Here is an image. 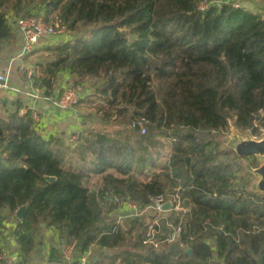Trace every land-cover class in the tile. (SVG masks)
<instances>
[{
    "label": "trees",
    "instance_id": "16d2710c",
    "mask_svg": "<svg viewBox=\"0 0 264 264\" xmlns=\"http://www.w3.org/2000/svg\"><path fill=\"white\" fill-rule=\"evenodd\" d=\"M204 1L212 3L202 12ZM216 1L223 0H0V51L17 36L8 13L22 8L72 32L85 27L47 48L34 85L50 97L59 72L72 77L69 86L100 79L103 101L69 146L38 134L23 102L8 110L0 100V237L6 217L24 206L23 255L55 228L75 251L96 246L92 264H264V192L248 188L237 159L252 161L251 169L258 162L212 139L230 127L264 134V19ZM74 161L91 167L76 170ZM92 176L101 187L83 183ZM176 190L185 213L169 221L181 223L184 248L166 242L170 229L157 236L158 248L143 244V219L115 226L110 217L109 191L144 206ZM106 202L112 210L102 215Z\"/></svg>",
    "mask_w": 264,
    "mask_h": 264
},
{
    "label": "built area",
    "instance_id": "2783aa9c",
    "mask_svg": "<svg viewBox=\"0 0 264 264\" xmlns=\"http://www.w3.org/2000/svg\"><path fill=\"white\" fill-rule=\"evenodd\" d=\"M211 3L212 2L209 3L206 1L201 2L197 8L199 11L204 12ZM233 5L234 7H238L236 4ZM12 18H14V26L20 40V45L17 54L11 57L8 61L5 71L0 73V90H11L14 94H18L21 90L10 86V72H12L10 70L15 67L13 65L14 61L16 59H24L26 56L31 55L35 48L43 44L46 45L51 41L58 40L60 44L66 43L74 37L75 33L70 31L65 24L57 19L50 23L45 22L43 16L31 7L22 8L16 14H12ZM15 69H17V73L25 75L26 78H30L34 75L31 70H26L21 66H16ZM76 88L77 87L75 86L65 87L61 94L56 98L55 102H53V105L62 111L73 110L80 101V94ZM21 94L28 95V93ZM28 109L30 108L27 107L20 111L21 114ZM31 118L35 124L36 132L41 135L42 130L38 125V115L32 112ZM135 124L139 126L138 130L140 133L145 134L144 127H142L140 123ZM77 139L78 135H71L68 138V143L75 144ZM108 198L115 208L114 212H112V215L115 218V226H119L126 218L148 220L146 222V239L143 241V244L158 248V246L164 241L159 240L157 236H161L164 229H170L171 234L170 237L166 239V242H178L180 248L185 247L183 243L178 241L179 235L182 232L181 223L179 222L174 226L169 221V217L172 213H185V209L181 207L180 197L177 190L167 195L152 197L149 203L144 206H139L127 195L116 194L112 191H109ZM165 204H169L170 209L164 210L163 206ZM218 230H222V228H218ZM74 251L75 242H69L63 245L61 254L64 261L69 263L72 260ZM16 259L17 257L15 255H11L6 251L0 252V264H16ZM77 264L92 263L90 262L88 254L84 253L79 258Z\"/></svg>",
    "mask_w": 264,
    "mask_h": 264
},
{
    "label": "crops",
    "instance_id": "0c3cea01",
    "mask_svg": "<svg viewBox=\"0 0 264 264\" xmlns=\"http://www.w3.org/2000/svg\"><path fill=\"white\" fill-rule=\"evenodd\" d=\"M8 14L12 17V13L9 12ZM53 43H56V45L60 44L58 40H54L46 45H40L35 48L31 55L24 59H16L14 61L13 65L15 67L21 66L34 73L32 77L26 78L25 75L17 73L15 67L10 70L12 71L10 72V86L18 88L23 93H28V95L21 94L20 97L19 95H15L11 90H0V100H9V105L5 102L7 106V108H5L8 110L13 109V106L10 104L13 100H20L24 103L25 107L23 109L29 107L31 112L38 115V125L42 130L41 135L44 139L59 137L62 138L67 145L73 146L74 144L68 143V138L71 135L79 136L81 127L88 118L83 116L76 109L62 111L56 108L49 100L55 97L57 93L60 95L65 87L71 85L73 82L72 77L67 72H59L50 97H45L44 91L34 85L35 78L41 76L39 66L41 64L38 62L36 56L39 54L48 55L49 52L47 48L53 47ZM19 45L20 40L18 36H16L14 42L6 45L0 53V73L5 71L11 57L17 54ZM83 86H86V84H80L77 87L80 88ZM23 109H21V111ZM17 221L20 220L15 217V214L9 215L8 218L6 217L3 222L0 237V250L15 255L17 257L16 264H77L79 258L84 253H87L89 259H91L92 254H94L96 250V246H92L83 253L75 251L72 260L67 263L64 261L61 254L62 247L66 244L65 238H62L55 228H47L41 235L34 237L32 251L23 255L17 234Z\"/></svg>",
    "mask_w": 264,
    "mask_h": 264
},
{
    "label": "rangeland",
    "instance_id": "374dc122",
    "mask_svg": "<svg viewBox=\"0 0 264 264\" xmlns=\"http://www.w3.org/2000/svg\"><path fill=\"white\" fill-rule=\"evenodd\" d=\"M223 2H231L233 4H236V5H238V7H243L246 10H249L255 14L261 15V17L264 19V1L263 0H223V1H218V2L216 1L213 3L216 6H220ZM84 30H85V27H80V29L77 32H74L75 33L74 36L83 35ZM53 44H54V46L51 48H54L56 46V43H53ZM4 48L5 47L2 48L0 53L3 51ZM48 56L49 55H44V54L40 55L39 54L36 56V58L38 59V62L40 64H43L48 60L47 59ZM101 83H102V81L100 79L89 80L85 83L86 86L76 88L80 94V101H79V104L74 109L79 111L83 116H85L87 118H90L91 116L94 118V116L96 115V111H97L98 107L103 103V101L100 98H98L97 95L95 94L97 87L100 86ZM19 92L20 93L15 94V95H19L21 97V93H23V92L22 91H19ZM58 96L59 95L57 93L55 97L49 99L52 104H53V102H55V100ZM4 102H6L7 105H9L8 99L5 100ZM6 108H7V106H6ZM9 109H10V107H9ZM0 111H2L1 106H0ZM212 139H214L215 142L218 144L219 150H232L235 152V154L236 153L241 154L244 147L251 144L252 142L264 141V134L259 136L258 138L252 137L247 133H242V132L236 130L235 128L230 127V129L227 132H223V133H219V134L217 133V134L212 135ZM253 156H255V155H253ZM255 159L258 162V167L256 169L258 171L250 168L252 161L250 162L249 159H237V162H238L239 168L241 170V172L239 174L242 173V174H244V177H246L248 188L250 190L257 191L260 188V181L263 178V175L259 172V170L261 168H264V156L256 155ZM72 165L74 167H76V170L84 169L85 171H87L91 167V164H89V163H86L84 165V167H82L81 163L76 162V161L72 162ZM145 172L147 173L146 170L142 171L141 175L143 176L145 174ZM239 177H242V176H238L237 178H239ZM141 178H143V177H141ZM86 182L88 183L89 187H91L93 189L99 188L102 186V179L100 176H97V177L92 176L88 180L85 177L83 179V183L85 184ZM109 204L111 205V203H109ZM109 204H108V202L103 204L102 215H106L110 210H112V208H111V206H109ZM112 211L114 212V209ZM112 216L113 215H111L110 217H112ZM126 221H127V219L123 220L121 223L122 224L121 226H123L124 222H126ZM147 221H148L147 219L144 220V222H147Z\"/></svg>",
    "mask_w": 264,
    "mask_h": 264
},
{
    "label": "water",
    "instance_id": "95a60500",
    "mask_svg": "<svg viewBox=\"0 0 264 264\" xmlns=\"http://www.w3.org/2000/svg\"><path fill=\"white\" fill-rule=\"evenodd\" d=\"M138 125L135 124L134 125V130L135 131H138ZM237 154V153H236ZM238 156L240 157H243V156H251V155H262L264 156V141H261V142H252L251 144L247 145L244 147L243 151L241 152V154H237ZM189 161L190 159L187 157L186 158V164L188 165L189 164ZM257 169V168H256ZM255 169V170H256ZM258 171V170H256ZM259 172L263 175V178L262 180L260 181V188L257 190L259 192H264V168H261L259 170ZM45 180L49 183H52L54 181V178L53 177H45ZM163 209L164 210H168L170 209V205L169 204H165L163 206ZM25 212V207H20L16 213H15V217L18 219V220H21L22 219V216ZM187 252H190L189 250H187Z\"/></svg>",
    "mask_w": 264,
    "mask_h": 264
}]
</instances>
